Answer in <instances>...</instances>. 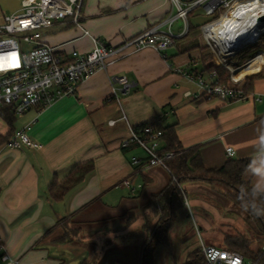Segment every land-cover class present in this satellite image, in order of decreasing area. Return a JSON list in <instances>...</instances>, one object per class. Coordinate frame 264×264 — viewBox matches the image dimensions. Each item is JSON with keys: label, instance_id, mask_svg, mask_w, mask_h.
I'll return each mask as SVG.
<instances>
[{"label": "crops", "instance_id": "1", "mask_svg": "<svg viewBox=\"0 0 264 264\" xmlns=\"http://www.w3.org/2000/svg\"><path fill=\"white\" fill-rule=\"evenodd\" d=\"M171 12L169 0H84L81 22L91 37L119 48ZM186 38L176 40L166 59L152 49L122 57L81 83L74 96L16 116L13 128L0 117V243L10 258L20 264H140L145 219L138 215L127 226L126 217L139 213L152 194L163 191L171 175L149 167L141 148H122L130 138L129 126L138 128L154 120L174 126L183 148H198L207 169L222 168L231 159L226 152L232 148V159L251 161L245 180L264 194V60L256 72L239 78L262 74L253 94L224 102L187 78L197 72L211 82L206 68L217 65L204 61L205 52L192 51ZM42 42L57 48L63 59L94 48L91 38L69 20L44 30ZM260 55L264 58V47L242 65L226 68L231 78L237 67ZM122 77L133 87L115 98L113 87L120 86L113 79ZM29 124L30 137L40 149L9 147L11 131ZM91 161L95 169L83 183L61 201L49 198L54 181L62 182L77 166ZM71 216L77 218L81 234L68 241L60 230L52 229ZM92 230L95 234L88 235ZM139 230L143 233L135 247L130 235Z\"/></svg>", "mask_w": 264, "mask_h": 264}, {"label": "built area", "instance_id": "2", "mask_svg": "<svg viewBox=\"0 0 264 264\" xmlns=\"http://www.w3.org/2000/svg\"><path fill=\"white\" fill-rule=\"evenodd\" d=\"M22 8L19 12L6 16L0 22V106H10L16 116H22L34 108H46L58 99L74 96L78 87L99 71L107 70L109 65L127 55L138 53L146 49L158 52L166 59V52L177 39L185 38L190 33L189 17L202 9L207 17L213 18L201 27L208 49L210 50L215 65L229 68L237 65L234 59L244 51L260 44L264 37V21L258 17L264 16V0H169L172 12L162 22L148 29L139 36L125 42L119 48L102 44L90 36L81 22V10L84 0H20ZM257 1L253 13H243L238 18L237 32L245 27L246 33L253 39L238 48H231L229 40L222 44L216 41L217 26L224 18H231L235 12ZM71 21L83 31L84 36L90 37L94 48L87 54L75 52L68 59L61 58L57 48L42 42V32L52 28L57 22ZM182 21L183 25L174 30L175 25ZM237 67L235 71L239 70ZM187 78L195 82L209 96L219 98L224 102L244 100L247 97L243 88L238 86L241 82L232 77L234 85L222 84L216 73H211V82L204 80L201 73L188 74ZM113 84H118L120 89L113 87V97L118 98V92L129 94L133 85L127 78H114ZM187 96H191L188 93ZM122 120L127 122L123 114ZM115 122H110L114 125ZM161 125V122H158ZM33 124L27 125L22 130H16L9 140V147L21 149L27 146L33 150L40 149V145L32 141L30 132ZM130 138L122 143L123 149L131 146L141 148L147 157L149 167H160L165 170L167 161L174 158L175 153L163 152L162 139L164 132L157 125H145L138 128L129 126ZM229 158L235 157L232 148L227 149ZM137 165L139 161L135 162ZM126 184H129L128 182ZM185 205L189 207L187 200ZM203 262L199 264H258L243 254L227 248L220 249L208 247L203 243L199 248ZM0 262L2 264H20L18 259L10 258L0 243Z\"/></svg>", "mask_w": 264, "mask_h": 264}, {"label": "trees", "instance_id": "3", "mask_svg": "<svg viewBox=\"0 0 264 264\" xmlns=\"http://www.w3.org/2000/svg\"><path fill=\"white\" fill-rule=\"evenodd\" d=\"M192 29V26H190V30ZM262 43L247 50L249 51L248 53L252 52L255 54L259 52L264 47ZM239 56L234 61L238 65H242L243 63L240 64L241 59ZM212 59L213 56L210 54L208 58H204V61L210 62ZM206 71L216 73L222 84L228 85L231 81V73L224 67L208 66ZM261 78L262 74H256L247 76L243 80V91L246 97L253 94L254 84ZM0 117L13 128L16 115L12 107L6 105L0 106ZM161 119L159 118L158 120ZM145 125H157V128L164 132L161 151L173 152L175 156L167 161V168L171 175L170 184L160 193L152 194L146 208L141 209L142 212L146 209H152V214L157 219V222L153 229L150 230L151 222L147 217L145 218L146 223L143 229L146 231L148 237L140 250V264H155V253L160 247L167 250L171 249L170 233L175 226L179 209L185 205L186 193L182 187L186 184L204 182L212 187L221 186L224 189H232L233 191L242 193V195L238 196L236 194L232 195L231 201L234 202L236 207L245 212L249 219L254 222L257 229L264 234V194L254 189L251 183L245 180V175L251 166L249 159H229L222 168L207 169L202 162L198 148H183L174 126L159 125L157 120L142 126ZM15 132V130H12L8 138H12ZM94 169L95 165L92 161L77 166L65 180L62 182L56 180L51 184L48 192L49 198L53 201L63 200L71 190L83 183ZM136 220V214H129L127 226L133 225ZM62 221L64 220H60L52 230L57 228ZM226 248L239 252L247 258L257 261L258 264H264V250L258 253L253 252L250 249L248 240L238 237H228L226 238ZM202 262L201 250L196 249L188 254L185 264H199Z\"/></svg>", "mask_w": 264, "mask_h": 264}, {"label": "rangeland", "instance_id": "4", "mask_svg": "<svg viewBox=\"0 0 264 264\" xmlns=\"http://www.w3.org/2000/svg\"><path fill=\"white\" fill-rule=\"evenodd\" d=\"M21 8L22 3L20 0H0V22H3L6 16L12 15L14 12H19ZM212 19L211 17H207L202 9L197 10L189 17L190 26H192L193 29L190 30L186 40L188 44L194 47L192 51L205 52L204 58H208L211 52L207 49L208 45L204 39L201 27ZM182 25V21L178 22L174 30H177V28ZM262 42H264L263 39L260 44ZM248 52L249 51H246L239 56L241 59L240 64L246 62L247 59L256 54ZM242 82L243 81H241L238 86H241ZM229 84L234 85L232 78ZM193 184L197 185L192 187V185L186 184L182 187L183 191L186 193V200L189 207L184 205L183 208L179 209L175 226L170 233L171 249L167 250L160 247L155 253V264H185L188 254L196 249L198 250L202 243L208 247L213 246L225 249L226 238L228 237H238L248 240L250 249L255 253L264 250V234L257 229L248 215L240 208L236 207L234 202L231 201L232 195L236 194L238 196L242 195V193H238L232 189H224L221 186L212 187L204 182ZM158 193L160 192H156L155 194ZM148 202L142 204L140 208H138L139 213L135 211L131 213L136 214L137 217L140 215V217H144V219L147 217L151 222L150 230H152L157 222V219H155V216L152 214V209L141 211V209L143 210L146 208ZM63 220L64 221L55 229L60 230L64 237H67L68 241L73 240L76 236L81 234V227L79 226L77 218L71 216ZM144 223L146 222L144 221ZM136 228H138V226L134 229ZM140 232L143 233L142 230H139L137 233L130 235V240L135 244V247L138 245L136 238L138 239L137 236ZM87 234L92 235L95 233L92 230ZM143 244H140L141 247ZM122 245L123 243L121 246ZM135 254L134 252L130 253L132 257L135 256Z\"/></svg>", "mask_w": 264, "mask_h": 264}, {"label": "bare ground", "instance_id": "5", "mask_svg": "<svg viewBox=\"0 0 264 264\" xmlns=\"http://www.w3.org/2000/svg\"><path fill=\"white\" fill-rule=\"evenodd\" d=\"M257 4V1H251L245 7L239 9L238 13L235 12L231 18L227 19L225 17L221 25L217 26L218 32L215 37L216 41L222 44L223 40H229V45L231 46V48H238L241 45L249 43L253 39V36L246 33L244 26L241 27L240 30L236 28L237 32H234V30L231 29H235V27L240 24L238 18H241L239 16L242 14H240V12H242L241 10H244L243 13H253L256 10ZM263 60V56L260 55L254 60L248 62L246 65L242 66L238 71H235V78L239 79L246 74L256 72L260 68V65L262 64Z\"/></svg>", "mask_w": 264, "mask_h": 264}, {"label": "water", "instance_id": "6", "mask_svg": "<svg viewBox=\"0 0 264 264\" xmlns=\"http://www.w3.org/2000/svg\"><path fill=\"white\" fill-rule=\"evenodd\" d=\"M258 21H264V16H260V17H258Z\"/></svg>", "mask_w": 264, "mask_h": 264}, {"label": "clouds", "instance_id": "7", "mask_svg": "<svg viewBox=\"0 0 264 264\" xmlns=\"http://www.w3.org/2000/svg\"><path fill=\"white\" fill-rule=\"evenodd\" d=\"M257 171H259V169H257Z\"/></svg>", "mask_w": 264, "mask_h": 264}]
</instances>
